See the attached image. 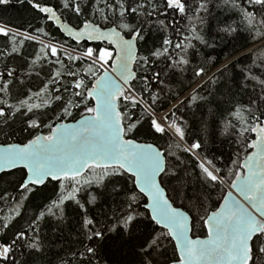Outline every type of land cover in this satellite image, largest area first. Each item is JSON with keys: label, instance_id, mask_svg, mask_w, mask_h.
Returning a JSON list of instances; mask_svg holds the SVG:
<instances>
[{"label": "snow or ice", "instance_id": "snow-or-ice-1", "mask_svg": "<svg viewBox=\"0 0 264 264\" xmlns=\"http://www.w3.org/2000/svg\"><path fill=\"white\" fill-rule=\"evenodd\" d=\"M14 3L43 24L0 23V264H264V0H0V9ZM219 16L231 22L218 34H246L253 46L218 64L202 50L216 47L207 28ZM241 57L247 99L224 101L221 134L237 146L224 163L203 139L189 141L178 113L219 108ZM189 70L192 82L164 97ZM162 99L172 100L163 113ZM70 214L71 251L57 243Z\"/></svg>", "mask_w": 264, "mask_h": 264}, {"label": "trees", "instance_id": "trees-1", "mask_svg": "<svg viewBox=\"0 0 264 264\" xmlns=\"http://www.w3.org/2000/svg\"><path fill=\"white\" fill-rule=\"evenodd\" d=\"M51 2H57V0H51ZM69 22L76 24L78 21L72 14H67ZM11 22L21 27H27L30 22L33 27H39L43 24L42 20L34 19L33 13L26 7H22L18 4L9 6L6 10L0 9V23ZM225 22H231L230 19L219 16L211 20L210 25L207 28L210 40L215 41L216 47L214 49H203L202 55L205 59L209 57L219 63H226L227 60H233L239 56V52L246 50V48L252 47V43L246 34H240L236 38H223L222 34H218V28ZM48 30L51 31L58 38H63L62 33L51 25L47 26ZM163 38V33H158L153 36L152 39L156 40L157 46ZM175 39V37H173ZM0 39V43H2ZM152 44V40H149V46ZM28 53L33 51V46H28ZM19 62V61H17ZM195 62H199V58ZM211 62V61H210ZM249 63L248 57H241L236 68L228 73L230 77L225 85L220 88V94L215 98L216 102H219V108L216 103L211 105H201L199 107H192L182 109L181 113L184 119L188 122V139L189 141L197 138H201L206 141V150L211 157H222L224 163H229L234 158V153L237 150L236 143L233 137L225 136L221 134V127L223 124L222 112L230 107V104L224 103L227 100L244 101L247 99V95L242 92L239 87L240 77L235 75L241 67ZM192 72L189 70L183 76L177 75L174 78L173 83L169 85L172 92H165L164 97H171L175 93L180 92L181 89L186 88L193 80ZM235 81V82H234ZM230 90V91H229ZM227 94V95H224ZM172 100L162 99L161 113L168 110L171 107ZM148 142H152L149 139ZM159 144L165 143L164 139L158 141ZM107 210V208L105 209ZM70 211V210H69ZM77 218L74 214L69 215V224L65 226L63 230L62 238H58L57 243H63L65 248L69 251L79 247L78 242L74 239L75 228ZM52 225H49L44 229L45 232L51 237ZM206 231L200 233L201 236L205 235ZM115 250V247L113 248ZM126 251V250H125ZM54 259V254L50 257Z\"/></svg>", "mask_w": 264, "mask_h": 264}, {"label": "water", "instance_id": "water-1", "mask_svg": "<svg viewBox=\"0 0 264 264\" xmlns=\"http://www.w3.org/2000/svg\"><path fill=\"white\" fill-rule=\"evenodd\" d=\"M206 235V234H205ZM204 236V235H203ZM203 236H201V238H203Z\"/></svg>", "mask_w": 264, "mask_h": 264}, {"label": "rangeland", "instance_id": "rangeland-1", "mask_svg": "<svg viewBox=\"0 0 264 264\" xmlns=\"http://www.w3.org/2000/svg\"><path fill=\"white\" fill-rule=\"evenodd\" d=\"M229 60H230V59H229ZM227 61H228V60H227ZM166 111H167V110H166ZM166 111H165V112H166Z\"/></svg>", "mask_w": 264, "mask_h": 264}]
</instances>
